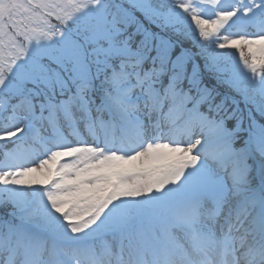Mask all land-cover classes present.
<instances>
[{
  "label": "snow or ice",
  "instance_id": "1",
  "mask_svg": "<svg viewBox=\"0 0 264 264\" xmlns=\"http://www.w3.org/2000/svg\"><path fill=\"white\" fill-rule=\"evenodd\" d=\"M0 264H264V0H0Z\"/></svg>",
  "mask_w": 264,
  "mask_h": 264
},
{
  "label": "rangeland",
  "instance_id": "2",
  "mask_svg": "<svg viewBox=\"0 0 264 264\" xmlns=\"http://www.w3.org/2000/svg\"><path fill=\"white\" fill-rule=\"evenodd\" d=\"M246 51V50H245Z\"/></svg>",
  "mask_w": 264,
  "mask_h": 264
}]
</instances>
